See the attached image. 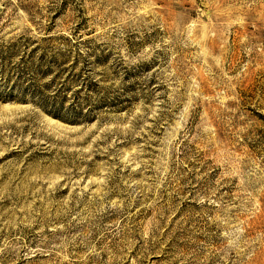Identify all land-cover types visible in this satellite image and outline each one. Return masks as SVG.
Returning a JSON list of instances; mask_svg holds the SVG:
<instances>
[{
    "label": "rangeland",
    "instance_id": "374dc122",
    "mask_svg": "<svg viewBox=\"0 0 264 264\" xmlns=\"http://www.w3.org/2000/svg\"><path fill=\"white\" fill-rule=\"evenodd\" d=\"M0 264H264V0H0Z\"/></svg>",
    "mask_w": 264,
    "mask_h": 264
}]
</instances>
